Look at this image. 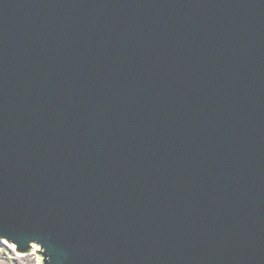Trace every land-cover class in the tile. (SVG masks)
<instances>
[{
  "label": "water",
  "instance_id": "1",
  "mask_svg": "<svg viewBox=\"0 0 264 264\" xmlns=\"http://www.w3.org/2000/svg\"><path fill=\"white\" fill-rule=\"evenodd\" d=\"M0 239L264 264V0H0Z\"/></svg>",
  "mask_w": 264,
  "mask_h": 264
},
{
  "label": "rangeland",
  "instance_id": "2",
  "mask_svg": "<svg viewBox=\"0 0 264 264\" xmlns=\"http://www.w3.org/2000/svg\"><path fill=\"white\" fill-rule=\"evenodd\" d=\"M42 260L43 257L36 252L21 254L11 244L0 241V264H41Z\"/></svg>",
  "mask_w": 264,
  "mask_h": 264
},
{
  "label": "bare ground",
  "instance_id": "3",
  "mask_svg": "<svg viewBox=\"0 0 264 264\" xmlns=\"http://www.w3.org/2000/svg\"><path fill=\"white\" fill-rule=\"evenodd\" d=\"M36 246L39 247V245H36ZM12 248H14V249L17 248V245L16 244L15 245L12 244Z\"/></svg>",
  "mask_w": 264,
  "mask_h": 264
}]
</instances>
